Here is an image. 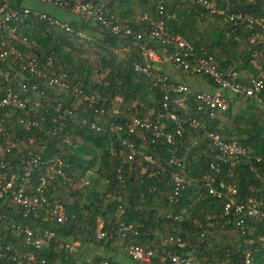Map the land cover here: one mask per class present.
Returning a JSON list of instances; mask_svg holds the SVG:
<instances>
[{"label": "trees", "instance_id": "trees-1", "mask_svg": "<svg viewBox=\"0 0 264 264\" xmlns=\"http://www.w3.org/2000/svg\"><path fill=\"white\" fill-rule=\"evenodd\" d=\"M75 1L69 0L71 4ZM132 1L95 0L94 3L102 4V14L108 21L141 33L139 38L111 32L97 21L80 18L70 10H65L69 12L68 16L58 17L60 21L68 22L70 32L57 24L22 20L27 43L15 41V46L24 55L35 57L38 63L50 60L51 71L63 75L69 85L47 84L28 72H20L8 81L0 79V97L7 86L14 90H20L23 85L29 88L23 94L27 96L29 112L12 106L0 107V118L4 120L8 134L18 138L23 147L7 155L6 159L13 170L17 164L21 166L28 158V138H33L29 148L33 153L43 158H58L72 184L55 182L47 194L50 201L67 202L68 218L58 222L25 216L19 205L8 200L0 206L7 214L6 220L28 225L34 231L41 227L52 229L59 238L75 241L79 248L74 253L65 249L55 251V242H51L49 247H42L43 250L38 252L25 243L24 234L10 226L0 227V243L14 245L12 250L34 251L36 263L45 259L50 264H85L88 258L93 263L121 264L118 256L125 254L130 259L127 264H172L167 257L163 259L169 253L190 258L193 264H264V161L255 160V155L264 158V106L260 102L234 95L225 111H217L214 118H209L196 109L194 100L188 101L189 116L204 119L224 141L236 142L247 150L235 165L220 164L218 172L209 164L214 160L213 154L219 151L213 147L203 152L207 140L199 128L185 129L181 141L176 143L179 166L169 162L172 146L165 140L150 143V138H143L139 128L133 131L127 128L132 116L144 117L146 109L150 106L157 109L161 100L154 86V76L136 72L132 65L134 61L142 62V45L157 51L162 48L160 41L147 37L153 22L163 20L167 30L192 42L197 56L204 52L213 55L222 67L238 72L239 82L244 85H250V80L258 79L264 73V30L226 22L223 14H209L194 0H136L147 9L148 15H144L147 19L137 16L131 7ZM215 1L217 7L229 12L264 18V0ZM158 2L169 18L158 13L155 7ZM199 20L205 26L207 37L199 30ZM255 30L258 35L250 42ZM70 33L74 37H68ZM77 33L84 35L82 40H77ZM260 35L263 39L258 41ZM126 47L130 49L127 52ZM119 52L126 56L123 60L118 59ZM17 64L12 58L0 60V67L11 72L17 70ZM168 65L169 70L180 76L175 78L169 71L165 74L160 70L164 69L162 66L152 71L160 72L170 81L188 85L193 91H212L216 87L213 80ZM241 71L251 72V75L244 77ZM187 77L201 81L194 85L186 81ZM32 85H35L34 90ZM256 94L264 102V79L263 87ZM90 95L94 96L92 102L87 99ZM115 96H119L120 101L114 104ZM22 118L27 123L21 122ZM109 123L123 128L113 132L91 126ZM120 138L134 142L141 149L140 154H150L161 164L159 168L147 169L139 165L137 159L127 160V150L121 145ZM116 145L119 148H115ZM92 171L95 173L90 175ZM174 171L193 182L208 174L215 177L216 187L219 182L234 185L235 202L255 203L259 213L250 216L232 208L230 214L224 215V199L212 196L201 185L187 187L169 202ZM44 173L45 167H39L33 180ZM102 181L105 183L100 191ZM43 212L44 209H39L40 214ZM239 219L243 220L241 224L237 223ZM99 223L106 232L102 239L93 236ZM120 223L131 225L132 230L118 235ZM169 237L172 241H167ZM177 239L183 246L178 245ZM135 244L156 250V255L149 261L133 260L128 249ZM95 247H100L99 253L92 251ZM2 264L15 263L6 260Z\"/></svg>", "mask_w": 264, "mask_h": 264}, {"label": "built area", "instance_id": "built-area-1", "mask_svg": "<svg viewBox=\"0 0 264 264\" xmlns=\"http://www.w3.org/2000/svg\"><path fill=\"white\" fill-rule=\"evenodd\" d=\"M43 4H50L56 7L63 8L64 10H70L72 14L79 16L80 18H90L92 21H97L102 27L111 30L114 33L123 32L124 34L139 38L142 34L135 32L130 28H123L117 24H112L102 14V4L94 3L95 0H87L81 2L76 0L72 4L69 0H35ZM24 0H0V60L6 58H12L17 60V70L12 72L8 69L0 67V79L1 81H8L12 77H17L20 72H28L34 75L36 78L43 79L47 84L68 87V82L63 80V75H57L54 71H51V61L47 60L45 63H38L35 57H29L24 55L21 50L15 46V41H19L23 44L27 43L24 35V27L21 26V22L24 18L32 21H45L49 25H59L60 28H64L69 31L70 26L67 21L62 20L51 13L43 10H33L23 4ZM199 7H203L209 14H223L224 20L229 23L244 24L246 28L254 29L259 27L260 30H264V18L255 17L253 15L233 13L227 11L225 8H219L216 5L215 0H194ZM155 7L160 15H164L169 18L170 15L165 13L164 7L158 2ZM144 18H147L144 16ZM151 29L147 33V37L150 39H156L162 44L160 51L155 50L152 47L142 45L140 47L142 62L134 61L132 63L133 70L140 73H145L147 76L153 75L155 78L154 86L158 89L161 100H159V106L155 109L150 106L146 109V115L144 117L132 116L127 122V128L129 131L136 129L141 130L143 138L149 137L150 143H155L159 139L165 140V143L171 145V156L169 162L174 165H180V161L175 154L177 149L176 143L181 141L184 135V131L187 128H199L204 133L203 137L207 140L204 146L203 152L210 150L211 148H217L219 152L214 153V160L209 164L215 172H218L219 165L223 163H229L235 165L237 159L247 154L246 148L236 142L224 141L218 133L208 127L207 122L196 116H189L188 101L194 100L196 109L203 115L209 118H214L217 111H225L228 108L230 102L234 100V95H240L241 97H250L260 102L264 106V102L257 96L256 91L263 87L264 73L259 75L258 79H252L250 85H244L239 82V74L233 69H226L222 67L219 61L213 55L206 54L197 56L194 52L193 44L191 41L181 37L180 35L167 30L163 20L153 22ZM70 32V31H69ZM258 35V31H253L250 37V42L254 41V38ZM77 40H82L84 36L82 33H77ZM68 37H74L71 33ZM90 37L88 36L87 39ZM169 48V49H167ZM126 52L130 49L126 47ZM9 60V59H8ZM158 63L173 64L174 67H182L185 71H189L191 74H199L207 79L213 80L215 83V89L212 91L202 90L193 91L188 85L176 83L168 80L165 75L160 72L153 73V69H157ZM35 85L31 86L34 90ZM29 88L23 85L20 90H14L10 86L6 87L4 94L0 97V107L12 106L20 108L22 111H28L26 101L27 96H23ZM87 99L92 102L94 96H87ZM120 101L119 96H115L112 101L114 104ZM26 111V112H27ZM100 111H102L100 109ZM22 118L21 122H26ZM27 123V122H26ZM97 130L113 131L117 132L122 130V126L118 124L109 123L108 125L94 126ZM195 139L193 141H197ZM21 141L18 138L10 137L4 120L0 118V205L4 200H8L12 203L19 205L23 210V215H32L35 218H42L54 221H64L68 218L65 205L67 202L53 200L50 201L47 190L51 184H63L71 186L72 181L70 177L66 176L62 170V162L55 156L41 157L37 153H33L30 148L33 142V138H28L27 156L28 158L23 162L21 166L16 165L15 170L11 167V163L6 159L7 155L14 153L17 143ZM120 143L127 150L126 159L135 160L139 165L144 166L147 169H154L161 165L155 161V159L147 153H141V149L137 147L134 142L125 138H120ZM115 148H119L118 145ZM112 152L113 148H112ZM139 154L142 156L140 157ZM248 157V155H247ZM263 160L261 155H255V160ZM39 167H45V173L37 176L33 180ZM11 169V171H9ZM158 171V169H157ZM61 179V180H60ZM172 188L168 195L169 202L174 201L177 196L191 185L203 186L209 194L217 198L224 199L223 212L224 215L230 214L231 209L247 215L253 216L259 213L255 203L244 205L242 203H236L233 194L236 193V188L231 184H224L219 182V186H215V177L213 175H202L198 182L184 177L179 171H174L171 174ZM88 181L86 180L85 183ZM31 187V188H30ZM54 187V186H53ZM39 209H44L43 214L39 213ZM7 214L2 211L0 206V227L10 226L14 230H18L24 234L25 243L30 247L39 250L42 247H49L51 242H55V251L65 249L68 253H74L78 251V244L73 240L66 238H59L56 232L52 229L41 227L37 231H34L28 225H21L19 223L6 220ZM243 222L242 219L238 220V224ZM91 229V226H87ZM132 230L131 225H123L120 223L117 234L124 235L126 231ZM242 233L244 230H241ZM93 236L96 239H102L106 236V232L101 229V225H97L93 231ZM167 241H172L169 237ZM178 245L183 246L180 239L176 240ZM14 245L1 244L0 243V264L6 260H10L15 264H50L45 259H40L38 263L37 254L34 251L30 253L21 252L17 249H13ZM128 253L133 260L149 261L151 257L156 255V250L145 249L143 246L135 244L129 246ZM248 256V253L245 255ZM169 259L172 264H193L190 258H182L179 255H171L167 253L163 256V259ZM85 264H101L93 263L88 258ZM102 264H109L104 261Z\"/></svg>", "mask_w": 264, "mask_h": 264}, {"label": "rangeland", "instance_id": "rangeland-1", "mask_svg": "<svg viewBox=\"0 0 264 264\" xmlns=\"http://www.w3.org/2000/svg\"><path fill=\"white\" fill-rule=\"evenodd\" d=\"M23 4L27 7H30L31 9L33 10H43V11H48L52 14H54L55 16L59 17V18H62L64 17L65 15L68 16L69 12H65V10L63 8H60V7H56V6H53V5H50V4H43V3H40V2H37L35 0H24ZM35 5H39V7H36ZM131 7L134 9V12L137 14V16H144L145 14L148 15V12H147V9L145 8V6H142V5H139L136 3V0H133L131 2ZM199 30L200 32L205 36H206V30L204 29L205 26L201 24V21L199 20ZM263 39V36L260 35L258 37V41L259 40H262ZM126 56L122 53V52H119L118 53V59L120 60H123ZM165 74L168 73L167 70H164ZM242 76L244 77H247L249 75H251V72H248V71H241L240 73ZM73 139H77V137H72ZM16 149L17 151H20L23 149V147L21 146V143H17V146H16ZM94 170V169H92ZM95 172L92 171L90 173V175L94 174ZM91 180H94V178L91 176ZM86 181V180H85ZM93 186V185H92ZM99 225H101V223H99ZM100 247H95L93 248L92 251H95L96 253H99L100 252ZM117 255V254H116ZM117 259V258H116ZM121 264H127L128 262H130V259L125 255L123 254L122 256H118V259H117Z\"/></svg>", "mask_w": 264, "mask_h": 264}, {"label": "crops", "instance_id": "crops-1", "mask_svg": "<svg viewBox=\"0 0 264 264\" xmlns=\"http://www.w3.org/2000/svg\"><path fill=\"white\" fill-rule=\"evenodd\" d=\"M160 66V68H161V66L164 68V69H160V70H167V71H169L171 74L173 73V76L176 78V76H178L179 75V73L178 72H175V71H173V70H169V65L168 64H158L157 65V67H159ZM167 68V69H166ZM162 72V71H161ZM180 76V75H179ZM179 80H182V79H179ZM186 81L188 82V83H193L194 85H195V83H200V78H192V77H187L186 78ZM203 83V82H202Z\"/></svg>", "mask_w": 264, "mask_h": 264}, {"label": "clouds", "instance_id": "clouds-1", "mask_svg": "<svg viewBox=\"0 0 264 264\" xmlns=\"http://www.w3.org/2000/svg\"><path fill=\"white\" fill-rule=\"evenodd\" d=\"M36 7H39V5H35ZM103 183H105L104 181L101 182V188L99 189L100 191L103 190Z\"/></svg>", "mask_w": 264, "mask_h": 264}]
</instances>
